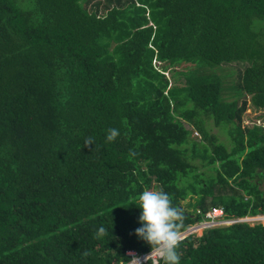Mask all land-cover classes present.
<instances>
[{
  "label": "trees",
  "instance_id": "trees-1",
  "mask_svg": "<svg viewBox=\"0 0 264 264\" xmlns=\"http://www.w3.org/2000/svg\"><path fill=\"white\" fill-rule=\"evenodd\" d=\"M88 2L0 0V264L150 252L134 234L145 190L183 209L182 232L213 207L264 212V124H242L248 104L264 110V0ZM237 61L242 98L228 101L217 69ZM178 251L180 264H264V224L207 227Z\"/></svg>",
  "mask_w": 264,
  "mask_h": 264
},
{
  "label": "clouds",
  "instance_id": "clouds-1",
  "mask_svg": "<svg viewBox=\"0 0 264 264\" xmlns=\"http://www.w3.org/2000/svg\"><path fill=\"white\" fill-rule=\"evenodd\" d=\"M120 132L108 130L106 141L113 142ZM94 145L92 137L84 140V146ZM140 210V227L135 229V236L150 246V253L143 258L129 253L131 259L126 264H180L178 251L182 242L185 213L182 208L173 204L168 193L163 190H145L134 203ZM108 235V230L101 226L95 236L97 239ZM90 253L84 252L87 257Z\"/></svg>",
  "mask_w": 264,
  "mask_h": 264
},
{
  "label": "rangeland",
  "instance_id": "rangeland-1",
  "mask_svg": "<svg viewBox=\"0 0 264 264\" xmlns=\"http://www.w3.org/2000/svg\"><path fill=\"white\" fill-rule=\"evenodd\" d=\"M96 1H98V0H89L88 4L94 3ZM100 1L104 2L106 0H100ZM246 65H247L246 62H238V61L237 62H229V63H223L220 66V68L217 69V73L220 75V77L222 79V84H223L222 96L225 100L230 101V100H233L235 98H239V99L242 98V95H240V93L238 92L237 85L240 81L241 73H242V71ZM184 67H185V64H181L177 69L182 70V69H184ZM166 74H167V76L170 75V73L168 74V72H166ZM248 98L249 97L247 96V99ZM251 122H256L258 124L263 125L264 124V110H261L259 108H255L251 104H248L244 114L242 115V124L250 125ZM185 125L187 127H189V125H187L186 123H185ZM206 125L210 129V131L217 136V141H219V142L221 141L225 145L229 146V134L227 132L228 129L226 126L225 127L224 126H215L213 124L212 120H208L206 122ZM192 136L196 141L202 140V138H200L201 133L199 131H198V134H194ZM190 161L196 165L198 171H204L205 170L207 173L209 172V170L206 168V166H204V160L200 156L196 155L195 157H191ZM263 188H264V186H263ZM195 200H196L195 197H188L182 201V204L187 205L188 202L193 203ZM208 200L209 199H207V201ZM200 227H204V226H200ZM200 227H198L196 229L199 232L202 231V230L201 231L199 230ZM196 233H197V235L200 234V233L198 234V232H196Z\"/></svg>",
  "mask_w": 264,
  "mask_h": 264
},
{
  "label": "built area",
  "instance_id": "built-area-1",
  "mask_svg": "<svg viewBox=\"0 0 264 264\" xmlns=\"http://www.w3.org/2000/svg\"><path fill=\"white\" fill-rule=\"evenodd\" d=\"M243 125L244 126H252V125H262V124H258L256 122H251L250 125H248V124H243ZM193 134H198V133H197V131H193ZM197 212H200V210H197ZM236 222H247L250 224H255V223L264 224V212H260V213H256V214H247V215H244L241 217H226L224 214V211L221 207H213L210 210L205 212L203 221L195 223L194 225L188 226L187 229L182 232V233H184L182 235V237H184L185 235H187L189 233H196V232H198V234L201 233L198 230H196L197 225L207 224L204 227H200L199 230L201 231L207 227L228 225V224H233ZM130 252L135 253L134 251H130ZM140 257L143 258L144 255H142Z\"/></svg>",
  "mask_w": 264,
  "mask_h": 264
},
{
  "label": "bare ground",
  "instance_id": "bare-ground-1",
  "mask_svg": "<svg viewBox=\"0 0 264 264\" xmlns=\"http://www.w3.org/2000/svg\"><path fill=\"white\" fill-rule=\"evenodd\" d=\"M195 130V129H194ZM223 208V207H222ZM224 212H225V210H224ZM226 214V213H225ZM207 224H202V225H197L196 226V229L198 228V227H200V226H206Z\"/></svg>",
  "mask_w": 264,
  "mask_h": 264
},
{
  "label": "water",
  "instance_id": "water-1",
  "mask_svg": "<svg viewBox=\"0 0 264 264\" xmlns=\"http://www.w3.org/2000/svg\"><path fill=\"white\" fill-rule=\"evenodd\" d=\"M183 234H184V233H182V235H183ZM149 253H150V252H148V253H146V254H143V255L145 256V255H148Z\"/></svg>",
  "mask_w": 264,
  "mask_h": 264
}]
</instances>
